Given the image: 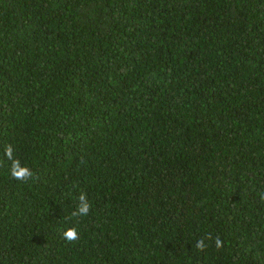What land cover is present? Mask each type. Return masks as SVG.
Wrapping results in <instances>:
<instances>
[{
  "label": "trees",
  "instance_id": "16d2710c",
  "mask_svg": "<svg viewBox=\"0 0 264 264\" xmlns=\"http://www.w3.org/2000/svg\"><path fill=\"white\" fill-rule=\"evenodd\" d=\"M261 194L264 0H0V264H264Z\"/></svg>",
  "mask_w": 264,
  "mask_h": 264
},
{
  "label": "clouds",
  "instance_id": "9594fccd",
  "mask_svg": "<svg viewBox=\"0 0 264 264\" xmlns=\"http://www.w3.org/2000/svg\"><path fill=\"white\" fill-rule=\"evenodd\" d=\"M13 153V147L11 145H6L5 155L9 161L10 176L20 182H27L28 180L33 179L34 175L31 168L27 166V164H22L21 160L15 157ZM261 199L264 200V194H261ZM91 209L92 205L87 198V194L81 192L78 197V204L76 205L75 210L71 213V217H85L90 213ZM62 237L68 242L77 240L79 238L77 228L75 226L67 227L62 233ZM206 239L212 240L213 238L211 234H209ZM215 244L218 249L222 247V242L219 237L215 238ZM206 247L207 245L205 244L204 238H201L199 241H197L196 248L199 251H204Z\"/></svg>",
  "mask_w": 264,
  "mask_h": 264
}]
</instances>
